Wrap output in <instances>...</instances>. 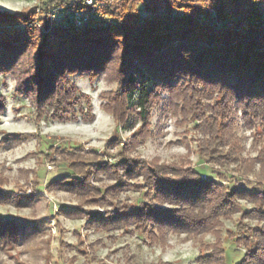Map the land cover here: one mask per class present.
I'll use <instances>...</instances> for the list:
<instances>
[{
	"label": "trees",
	"instance_id": "obj_1",
	"mask_svg": "<svg viewBox=\"0 0 264 264\" xmlns=\"http://www.w3.org/2000/svg\"><path fill=\"white\" fill-rule=\"evenodd\" d=\"M97 1L102 17L95 15L83 30L74 28L66 15L52 23L49 18L58 5L65 10L89 8L83 0H48L40 14L32 8L0 11V74H25L17 90L32 96L37 118L93 121L89 98L70 77L86 75L93 80L113 66L118 88L104 107L120 127L148 123L159 93L180 90L184 107L188 106L183 111H188L204 136L199 146L202 158L220 168L234 164L241 176L258 163L257 188H228L195 170L150 165L129 158L125 148L114 162L95 156L88 174L75 181L54 180L48 186L59 183L86 191L92 188L85 182L88 177L108 173L114 179L111 187L90 190V200L96 204L109 200L116 188L141 178L138 188L143 196L155 195L174 209H159L156 203L141 200L134 206H115L114 213L104 217L90 214L89 221L126 233L133 226L132 230L158 240L170 232H214L221 219L239 211V200H246L253 207L242 219L256 224L234 238L244 250L236 264H264V152L244 161L229 123L234 111L249 127L259 126L264 135V16L260 10L264 0H116L115 5L111 0ZM26 58L28 66L22 69ZM4 104L0 94V113ZM32 201L0 189V204L24 207ZM34 231L29 227L22 233L15 222L0 217V240L30 238ZM218 243L198 256L203 263L225 264L224 246Z\"/></svg>",
	"mask_w": 264,
	"mask_h": 264
},
{
	"label": "rangeland",
	"instance_id": "obj_2",
	"mask_svg": "<svg viewBox=\"0 0 264 264\" xmlns=\"http://www.w3.org/2000/svg\"><path fill=\"white\" fill-rule=\"evenodd\" d=\"M115 2L110 3L115 5ZM28 9L16 0H0L2 12ZM260 10L264 16V3L260 4ZM28 62V58L24 59L21 68H26ZM114 69L112 66L110 71L93 80L86 75L70 77L89 98L94 116L90 122L38 119L32 96L17 90L25 74H0V94L5 99L4 111L0 113V189L33 200L24 207L14 202L0 204V217L15 222L22 233L29 227L35 228L30 238L0 240V264H206L198 256L210 246H217L219 241L224 246L225 264L238 263L244 250L234 238L241 236L246 227L256 224L242 219L253 207L246 200H239V211L228 219H221V226L214 232L201 235L170 232L158 240L132 230L133 226L126 233L124 229L105 228L89 221L90 214L104 217L114 213L115 206H134L141 200L156 203L159 209H174L173 205L155 199V195L143 196L138 188L141 178L116 188L109 200L96 204L90 200V190L111 187L114 179L108 173L88 177L85 182L92 187L88 191L59 183L48 186L54 180L81 178L80 175L92 170L89 163L95 156L114 162L125 148L123 151L129 158L150 165L195 170L228 188L248 191L257 188L254 174L260 168L258 163H253L251 173L250 168L248 175L241 176L234 164L220 168L202 158L199 146L204 136L188 111H183L188 106L184 107L180 90L159 93L148 123L136 122L131 129L120 127L104 107L118 88ZM132 120L130 117L129 124ZM229 123L233 125L232 134L239 141L240 157L244 161L264 152V135L259 126L249 127L234 111L229 115ZM73 146L79 150H72Z\"/></svg>",
	"mask_w": 264,
	"mask_h": 264
},
{
	"label": "built area",
	"instance_id": "obj_3",
	"mask_svg": "<svg viewBox=\"0 0 264 264\" xmlns=\"http://www.w3.org/2000/svg\"><path fill=\"white\" fill-rule=\"evenodd\" d=\"M20 4L25 5L29 8L34 9V11L37 14L41 13V7L44 5L48 0H16ZM70 1H76V0H70ZM83 4L86 7H89L87 9H81V10H65V6L58 5L55 8L51 9L50 11V22L52 23L55 21L58 16L60 15H66V17L71 22L72 26L76 29L83 30L91 21L92 18H94L95 15L98 17H102V14H98L100 2L97 0H83ZM92 8V9H91Z\"/></svg>",
	"mask_w": 264,
	"mask_h": 264
}]
</instances>
